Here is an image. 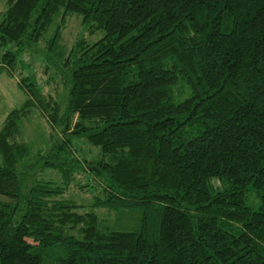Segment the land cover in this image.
Here are the masks:
<instances>
[{"label":"trees","instance_id":"trees-1","mask_svg":"<svg viewBox=\"0 0 264 264\" xmlns=\"http://www.w3.org/2000/svg\"><path fill=\"white\" fill-rule=\"evenodd\" d=\"M74 12L102 34L61 44ZM26 48L46 78L19 73L0 125V264H264V0H5L0 69ZM32 111L54 133L36 154ZM80 168L88 204L64 196Z\"/></svg>","mask_w":264,"mask_h":264},{"label":"rangeland","instance_id":"rangeland-1","mask_svg":"<svg viewBox=\"0 0 264 264\" xmlns=\"http://www.w3.org/2000/svg\"><path fill=\"white\" fill-rule=\"evenodd\" d=\"M4 4L5 0H0V10L4 8ZM57 19L58 15L55 21H57ZM53 28L54 22L52 20L41 34L39 39L40 46L42 45V42H44V39L51 35ZM80 34H82L87 39V41L90 42L102 34V29L98 28L93 31H88L87 26L80 22L78 14L75 12L68 14L66 16L65 25L62 27V39L60 43L68 46L74 40V38ZM19 54L20 56L17 57L15 61V71L18 72V74L12 73L10 75L4 69H0V125L6 113L10 109L18 107L24 99L25 93L17 83L19 73L33 72L37 78H46L44 77L46 76V73H42L44 62L40 57L42 54L40 51L31 53L29 52L28 48H26L25 50L19 52ZM23 62L26 63L27 66L22 65ZM49 68L50 70L54 69L53 66H50ZM53 74L56 78L54 77V83L51 82L49 85H47V89L49 88L50 92L54 93L53 95H55V93L62 91V86L59 84L55 85V79L58 83L59 81L61 82V77L54 70ZM55 87H57V89H55ZM44 88L46 89L45 86ZM51 132L52 129L43 116L36 111H32L28 116L22 118L19 126L18 136L27 143L30 153L36 154L38 150L43 151L52 141V138H54V133H52L53 136H51ZM73 143L78 147L82 146L86 148L90 145L88 142L79 138L73 139ZM87 149L88 150L84 155L90 159L91 156L94 155V150H90L91 148ZM47 174L51 178H55L57 172L56 170L48 169ZM73 178L74 179L71 180L69 185H67L64 196L71 198L78 203H90L92 194L94 192L92 185L96 183L98 189V184L100 181L98 179L95 180L92 174L84 172V170L81 168L76 170ZM85 182H87V186L84 187L83 185ZM80 185L82 187L79 188ZM83 187L87 189L84 190ZM94 211L99 215V217L105 215L104 221L112 229L131 230L137 228L139 225L140 210L138 209L105 210V208L98 207L94 208Z\"/></svg>","mask_w":264,"mask_h":264}]
</instances>
